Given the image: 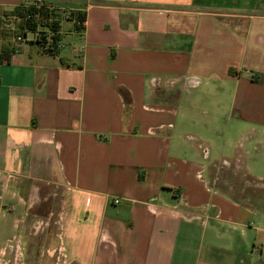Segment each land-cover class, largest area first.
<instances>
[{
    "label": "crops",
    "instance_id": "crops-1",
    "mask_svg": "<svg viewBox=\"0 0 264 264\" xmlns=\"http://www.w3.org/2000/svg\"><path fill=\"white\" fill-rule=\"evenodd\" d=\"M71 4L0 62V263L264 264V0Z\"/></svg>",
    "mask_w": 264,
    "mask_h": 264
},
{
    "label": "trees",
    "instance_id": "trees-1",
    "mask_svg": "<svg viewBox=\"0 0 264 264\" xmlns=\"http://www.w3.org/2000/svg\"><path fill=\"white\" fill-rule=\"evenodd\" d=\"M72 21L77 31L85 29L87 19L86 12L79 9L71 11ZM13 20V30L6 29L5 25L11 24L8 20ZM50 31H54L51 34ZM33 36L29 41L38 44L45 52L57 55L59 48L57 42L63 40L62 28L56 16V10L50 8V3L44 2L41 7L36 4H26L24 2L16 5L13 9H5L0 6V62L9 61L15 47L8 39L22 36L27 39V34ZM47 44H49L47 46Z\"/></svg>",
    "mask_w": 264,
    "mask_h": 264
},
{
    "label": "rangeland",
    "instance_id": "rangeland-1",
    "mask_svg": "<svg viewBox=\"0 0 264 264\" xmlns=\"http://www.w3.org/2000/svg\"><path fill=\"white\" fill-rule=\"evenodd\" d=\"M37 1H40V0H25L24 3L32 4V3H36ZM42 1L52 4V6L55 8L58 22L60 23L62 32L64 34L63 42H65V44L67 45L70 40V35H69L71 34L70 28L71 29L75 28L74 22L72 21V17L70 15L71 11L72 10L77 11L80 9V7H77V6L75 7L74 4H71L72 0H42ZM162 6L164 9H171V5H169L168 3H165V5H162ZM8 22H10L11 24L5 25L6 29L13 30V20L9 19ZM32 36L33 34L31 32L28 33L27 39L30 40ZM8 40L12 42L14 47H16L17 44L29 43L28 40H25L24 38L10 37ZM68 47H70V44L68 45ZM216 174H217V171L212 172V175H216ZM39 236L40 235H38L37 237ZM0 264H7V263H0Z\"/></svg>",
    "mask_w": 264,
    "mask_h": 264
},
{
    "label": "built area",
    "instance_id": "built-area-1",
    "mask_svg": "<svg viewBox=\"0 0 264 264\" xmlns=\"http://www.w3.org/2000/svg\"><path fill=\"white\" fill-rule=\"evenodd\" d=\"M34 4H36V6L37 7H41L43 4H44V2L42 1V0H40V1H37L36 3H34ZM50 8L51 9H55L53 6H52V4H50ZM73 22H75V21H73ZM51 32V34H54V31H50ZM62 34H63V32H62ZM17 38H23L22 36H17ZM25 39V38H24ZM49 44H47V46H48ZM57 47L60 49L61 47H63V40L62 41H58L57 42ZM114 202L115 203H118L119 202V199H115L114 200Z\"/></svg>",
    "mask_w": 264,
    "mask_h": 264
}]
</instances>
